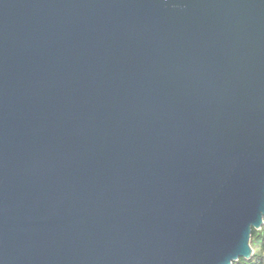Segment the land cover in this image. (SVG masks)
I'll list each match as a JSON object with an SVG mask.
<instances>
[{"label":"water","instance_id":"water-1","mask_svg":"<svg viewBox=\"0 0 264 264\" xmlns=\"http://www.w3.org/2000/svg\"><path fill=\"white\" fill-rule=\"evenodd\" d=\"M264 219V0H0V264H232Z\"/></svg>","mask_w":264,"mask_h":264},{"label":"trees","instance_id":"trees-1","mask_svg":"<svg viewBox=\"0 0 264 264\" xmlns=\"http://www.w3.org/2000/svg\"><path fill=\"white\" fill-rule=\"evenodd\" d=\"M249 245L252 250L251 257L239 258L232 264H264V219L258 230L252 229Z\"/></svg>","mask_w":264,"mask_h":264}]
</instances>
